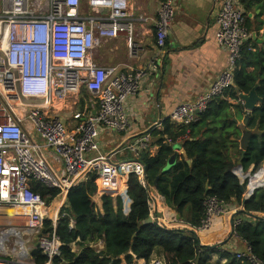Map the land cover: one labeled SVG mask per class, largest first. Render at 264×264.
I'll return each instance as SVG.
<instances>
[{
	"label": "built area",
	"instance_id": "2783aa9c",
	"mask_svg": "<svg viewBox=\"0 0 264 264\" xmlns=\"http://www.w3.org/2000/svg\"><path fill=\"white\" fill-rule=\"evenodd\" d=\"M117 1L88 0L93 9L108 12L85 21L80 16L83 0H0V264H36L27 246L34 239V249L47 258L45 264H54L61 257V240L55 229L43 234L45 220L51 219L55 228L59 216L49 217L48 204L33 190V182L58 189V200L92 174H96L103 195L117 194L120 180L128 182L130 175H136L139 184L149 190L150 217L159 222L157 211L165 198L145 181L141 158L150 151L151 135L130 141L126 151L131 157L123 161L103 153L99 142L103 131L120 134L130 129L125 105L137 94L146 74L144 70L123 72L89 60L103 38L127 33L132 49L133 26L126 21L128 15L117 9ZM174 12V0H165L156 23L159 47L165 46ZM245 20L239 0L223 1L217 14L216 38L228 53V65L206 92L172 111L168 119L173 124L188 127L195 123L198 111L205 112L232 88L242 46L252 38ZM84 88L98 108L93 114L74 113L75 126L68 130L57 117L55 104L80 94ZM189 138L187 130L175 140L166 136L164 142L173 145L177 139ZM46 149L61 158L60 170L54 169ZM204 206L205 217L198 228L203 235L212 233L215 224L231 211L241 209L233 210L217 197L207 198ZM19 209L20 213H8ZM6 218L15 222L7 223ZM241 223L234 222V231ZM74 225L71 219L70 227ZM90 245L98 252L105 250L103 239ZM236 258L242 263L264 264L250 246ZM150 264L166 263L157 257Z\"/></svg>",
	"mask_w": 264,
	"mask_h": 264
},
{
	"label": "trees",
	"instance_id": "16d2710c",
	"mask_svg": "<svg viewBox=\"0 0 264 264\" xmlns=\"http://www.w3.org/2000/svg\"><path fill=\"white\" fill-rule=\"evenodd\" d=\"M239 1L246 14L245 26L250 31L251 20L247 13L256 4L263 9L264 5H260L263 0ZM263 26L264 22L260 21L257 29ZM251 43L252 39H249L242 46L232 88L216 98L199 115L198 120L188 127L175 125L167 119L164 129L155 133L160 147L158 153L150 156L146 152L143 160L147 167L148 183L156 185L171 211H175L184 221V227H169L160 222L144 223L150 217V195L149 190L139 184L136 175H130L127 182V195L132 201L127 216L121 196H103V212L96 210L92 196L98 188L97 176L92 174L86 184L69 190L55 228L51 219L45 220L43 234H50L55 229L61 240V257L55 259L54 264H121L123 255L128 264L132 263L133 255L149 264L154 254L162 256L166 264H213L210 262L211 255L223 247L213 249L201 245L203 242L198 228L205 217V200L217 197L227 204L242 208L240 179L228 171L229 163L233 160L232 153L235 152L238 159L242 154L240 138L243 129L234 120L236 112L241 114L239 118L243 115L248 117L246 128L252 131L242 163L244 172L252 166L255 170L264 162V49L252 52ZM249 68H253V71H248ZM256 84L257 93L263 102L254 111L244 112L239 94H248ZM187 130L190 131V138L183 142L182 153L176 164L166 170L174 149L172 144L164 142V138L168 136L175 140ZM119 185L123 190L122 185ZM257 187L264 188V168L252 179L250 190ZM33 190L48 205L60 195L58 189L48 188L40 182H33ZM244 212L238 215L264 217V189L255 191L245 203ZM71 219L75 222L73 228L70 227ZM251 220L253 224L242 222L236 226L235 233L264 263V221ZM97 239L105 242L102 252L90 245L91 241ZM74 243L79 245L77 251L71 248ZM31 254L36 264L46 263L47 258L39 249H34ZM230 264L250 263H242L235 257Z\"/></svg>",
	"mask_w": 264,
	"mask_h": 264
},
{
	"label": "crops",
	"instance_id": "0c3cea01",
	"mask_svg": "<svg viewBox=\"0 0 264 264\" xmlns=\"http://www.w3.org/2000/svg\"><path fill=\"white\" fill-rule=\"evenodd\" d=\"M164 1L118 0L117 9H121L128 15L126 21L132 23L133 26V33L130 35L132 49L129 45V35L126 33L116 38H103L89 55L90 62L99 66L117 67L123 72L132 70L146 72L141 79L139 91L136 95L128 98L125 105L131 125L130 129L126 133L120 134L101 132L99 142L102 152L113 155L112 159L116 161L128 159L127 144L147 134H150L152 138L148 152L150 156H155L160 148L155 133L164 129V122L172 111L184 103L196 100L199 95L206 92L228 65V53L216 38L218 32L217 14L224 0H174L175 12L171 31L165 46L159 47L156 23ZM260 5H264V0ZM80 10V16L85 21L91 16L106 15L108 12L107 10L93 9L88 0H83ZM247 15L251 20V24L249 23L252 34L250 51L256 52L257 49H264V26L257 29L260 21L264 22V8L261 9L259 4H256ZM254 34L257 39L262 41L261 43L253 39ZM155 64L157 65L156 69L154 68ZM248 71H253V68H249ZM97 108L95 100L84 90L78 95L55 104L57 117L69 130H72L76 123L72 118L74 113L82 112L86 115L91 112L93 114ZM243 111L247 112L245 109ZM235 115L237 117L234 120L243 129V132L249 131L244 124L246 116L243 115L239 118L241 114L238 112ZM250 132L252 133V131ZM184 141L177 139L173 143L174 154L168 161L166 170L172 169L176 164L182 153ZM45 153L54 169L60 170L62 168L61 158L50 149H46ZM232 155V162L235 163L238 158L235 152ZM253 167L250 168L252 172L254 171ZM87 181L82 184H86ZM119 184L122 185L123 190L119 188L117 194L107 193L105 195L114 198L121 196L124 202V213L127 216L130 213L132 201L127 195V182L120 180ZM151 186L158 193L157 188L154 185ZM105 195L102 194V189L98 186L92 196L96 210L100 212H103V196ZM56 201H58V208L54 213L49 214L50 218L59 216L61 208L66 204L67 195ZM163 204V207L157 211L158 221L169 227H182L184 221L178 218L175 211H171L166 200ZM237 208L241 207L232 205L233 210ZM239 210L231 211L229 215L220 219L215 224L212 233L200 234L202 245L209 244L204 240L214 233H218L219 241L224 242L229 239L222 246L223 249L211 255V263L230 264L237 253L247 250L248 245L243 240L235 235L230 237L231 217L235 213L238 214ZM235 221L254 223L246 215L241 217L236 215ZM78 247L79 245L76 243L71 245L73 251H77ZM157 257L162 258V256L154 254L151 262ZM121 264H128L124 255L121 256ZM130 264H147V262L133 255Z\"/></svg>",
	"mask_w": 264,
	"mask_h": 264
},
{
	"label": "water",
	"instance_id": "95a60500",
	"mask_svg": "<svg viewBox=\"0 0 264 264\" xmlns=\"http://www.w3.org/2000/svg\"><path fill=\"white\" fill-rule=\"evenodd\" d=\"M250 16H252V15H250ZM253 39L256 40L259 43L262 42L260 39H257L256 34L253 35ZM257 88H258V84H256L255 87L248 94H243V93L239 94V98L242 101V103L244 105V109L247 112L254 111L258 107V104H261L263 102L262 98H260L258 93H257ZM200 114H201V112L198 111V115H200ZM247 123H248V117H246L245 120H244V124L247 125ZM251 135H252V133L250 131L243 132V134H242V136L240 138V149L242 150L241 157L235 163L230 162L229 163V168H228L229 172L234 173L240 179L241 191L243 193V201H242V208L239 210L238 214L245 213L244 212L245 203L254 195L256 190L263 188V187H257V188H254V189L250 190L252 179L255 178V175L251 176V172H244V169H243V166H242L243 160L245 158V153H246L248 145H249V139H250ZM145 156H146V153H143L142 157H141L142 161L145 159ZM143 164H144V162H143ZM144 172H145V181L148 182L147 167H146L145 164H144ZM244 174H245V177L243 178L242 175H244ZM248 178H250V185L247 188V187L244 186V183H245V180L248 179ZM155 187H156V185H155ZM206 190H208V185L206 187ZM238 214L235 213L231 217L232 231H231L230 237H233L235 235L234 222H235V216L238 215ZM245 215L249 216V217H251L253 219L264 221V217L260 216V215H255V214H245ZM178 218H180L179 215H178ZM144 223L152 224V223H154V221H153V219L151 217H149ZM192 232L196 235L195 231H192ZM228 240H226L224 242H221V243H218V244H215V245H202V244L201 245L202 246H206L208 248H213L214 249V248H217V247L224 246L228 242ZM107 256H108V254H107Z\"/></svg>",
	"mask_w": 264,
	"mask_h": 264
},
{
	"label": "rangeland",
	"instance_id": "374dc122",
	"mask_svg": "<svg viewBox=\"0 0 264 264\" xmlns=\"http://www.w3.org/2000/svg\"><path fill=\"white\" fill-rule=\"evenodd\" d=\"M84 91H86V89L84 88L83 89ZM66 126V125H65ZM69 130V129H68ZM128 154H129V158L131 157V155H130V153L128 152ZM262 168H264V162L262 163V164H260L258 167H256V169L253 171V172H251V176H254L255 174H257ZM250 171H252L251 169H249L247 172H250ZM245 183H246V186L245 187H249V185H250V178H248V179H246L245 180ZM244 183V184H245ZM262 189H264V188H262ZM57 202L58 201H56V200H54L51 204H49L48 205V207H49V214L51 215V213H54V211H55V209H57L58 208V205H57ZM56 204V205H55ZM127 204H128V202H127ZM51 207V208H50ZM54 207V208H53ZM54 209V210H53ZM241 217L240 215H237V217ZM244 219H246L245 217H244ZM218 234V233H217ZM217 234L216 233H214L213 235H211L210 237H208V239L207 240H204V242H206V243H209V244H207V245H215V244H217V243H220V242H222V241H219L220 239L217 237ZM13 238L11 239V242H10V245H12V243H13ZM35 239L30 243V244H28L27 246H28V248H29V250H30V252H32V250L34 249V246H35ZM219 241V242H218ZM10 248V250H11V246L9 247Z\"/></svg>",
	"mask_w": 264,
	"mask_h": 264
},
{
	"label": "bare ground",
	"instance_id": "6f19581e",
	"mask_svg": "<svg viewBox=\"0 0 264 264\" xmlns=\"http://www.w3.org/2000/svg\"><path fill=\"white\" fill-rule=\"evenodd\" d=\"M56 205V204H55ZM54 208V207H53ZM54 210V209H53ZM22 210L21 209H19V210H16V211H8V213L11 215L13 212H16V213H20ZM26 212H28V211H26ZM55 212V211H54ZM11 218H6L5 219V221L7 222V223H13V222H15L14 220H10ZM22 235V234H21Z\"/></svg>",
	"mask_w": 264,
	"mask_h": 264
}]
</instances>
